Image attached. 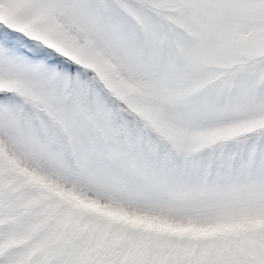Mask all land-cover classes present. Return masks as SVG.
<instances>
[{"label":"snow or ice","instance_id":"snow-or-ice-1","mask_svg":"<svg viewBox=\"0 0 264 264\" xmlns=\"http://www.w3.org/2000/svg\"><path fill=\"white\" fill-rule=\"evenodd\" d=\"M0 264H264V0H0Z\"/></svg>","mask_w":264,"mask_h":264}]
</instances>
